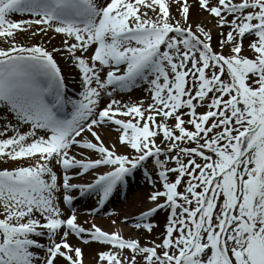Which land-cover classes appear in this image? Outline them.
<instances>
[{
    "label": "snow or ice",
    "instance_id": "obj_1",
    "mask_svg": "<svg viewBox=\"0 0 264 264\" xmlns=\"http://www.w3.org/2000/svg\"><path fill=\"white\" fill-rule=\"evenodd\" d=\"M197 3L219 50L190 0H0V163L15 164L0 264H84L70 236L102 246L96 264H264V0ZM50 33L51 51L19 39ZM56 53L79 72L73 95ZM141 84L149 103L116 98ZM139 170L153 191L133 228L152 234L168 210L159 243L79 222L74 193L96 194L95 215Z\"/></svg>",
    "mask_w": 264,
    "mask_h": 264
},
{
    "label": "bare ground",
    "instance_id": "obj_2",
    "mask_svg": "<svg viewBox=\"0 0 264 264\" xmlns=\"http://www.w3.org/2000/svg\"><path fill=\"white\" fill-rule=\"evenodd\" d=\"M190 2L193 4V8L191 10L192 20L193 18H195V20H193V23L197 22L198 20H204L202 18L204 17V13H207V12H203L202 10L198 8L197 0H190ZM172 11L175 14L174 7ZM13 18L19 19L20 17L16 15ZM61 38H62L61 36L52 34V33H50L49 36H46V37L38 36L35 39H30V38H27L26 36L19 37L20 41L23 43H26V44L40 43V44L45 45L46 47L48 46L51 49H53L54 47L61 46V42H62ZM56 57L58 58L62 67L64 68L66 80L69 85V89H71L69 92L70 93L73 92L72 94L78 92L80 90L79 82H78L79 72L71 69V66L66 63L65 56H62L59 53H56ZM121 96H123L124 100L128 101L127 103L131 102L130 98L135 100L134 103H136L137 101H144L145 104L150 102V95L148 94V86L144 84L138 88H134L130 93H127V96L123 94L118 95L117 99H120ZM123 103H126V102H123ZM124 119H128V118H124ZM159 119L160 118L157 117V120ZM101 134L106 144L110 145L113 142L117 141L118 133L115 131V126H113L112 128L104 127V129L101 131ZM117 149L120 152L124 151V149L120 147L118 143H117ZM4 167L12 168V167H15V164L14 163H0V170H3ZM128 181H129V184L127 185V189L128 191H131V192L133 191L131 200L127 202L126 204L120 206L117 210L118 212L114 214L113 218L102 219L99 221H95V223L98 226H100L103 230L114 231L111 227V223L113 220H116L117 223L120 224V229L122 230L125 237H129V236L133 237L134 234L132 233L134 232L130 233L127 230L129 228H132V230H134L133 224L136 222V219L139 216L138 214L141 213V211H143L144 208L150 205V201L148 202V196L150 192H147V191L151 189L145 186L146 181L144 180V178H141L138 174L133 175L132 177H129ZM158 187H161V186L158 185ZM161 190H162V187H161ZM94 201L95 200H88V199L87 200L81 199V200L75 201L76 208H79V210L77 211L81 214L79 222L83 223L84 221L89 220V216H92V217L97 216V215H90V213L92 212V208H93L92 204L94 203ZM138 203L140 204L138 205ZM83 219H86V220H83ZM162 223L163 222H161V224ZM161 224L158 227L160 229H161ZM85 226L87 227L88 225L85 224ZM158 231H156L154 235H157L159 233ZM70 241L72 242V244H77L79 246V244L73 238H70ZM82 249H83V254H84V264H96V253L100 250H103L102 246L97 245L95 243L91 245L82 246Z\"/></svg>",
    "mask_w": 264,
    "mask_h": 264
},
{
    "label": "rangeland",
    "instance_id": "obj_3",
    "mask_svg": "<svg viewBox=\"0 0 264 264\" xmlns=\"http://www.w3.org/2000/svg\"><path fill=\"white\" fill-rule=\"evenodd\" d=\"M197 14V13H196ZM196 14H195V16H196ZM202 19H204L205 20V23H206V25H207V27H209V28H212V31H213V37H214V39H213V46L214 47H217V50H219L218 49V39H219V34L217 33V31H216V29L213 27V23H212V20H210V16L208 15V13H204V17L202 18ZM230 19H231V17H230ZM193 20H195V18H193ZM192 20V21H193ZM225 31H227V29H225ZM250 39H251V37H249V36H247L246 35V37L244 38V40H243V47H244V51L242 52V54L244 55V56H248V57H251L252 56V52H251V50L249 49V42H250ZM31 44V43H30ZM225 54H228V52H227V50H225ZM223 79V78H222ZM198 110V112H204V111H206V109L205 108H198L197 109ZM190 147H195V145L194 144H190L189 145ZM198 162H202V161H199L198 160ZM174 179V178H173ZM146 185V187H148V186H150L151 188H152V185H151V183L149 182V181H146V183H145ZM145 187V188H146ZM183 185L181 186V188H180V191H183ZM133 195V193L131 192L130 194H129V196H128V199H127V201L128 200H130V198H131V196ZM126 201V202H127ZM125 202V203H126ZM149 202V201H148ZM140 203H138V205H139ZM168 215H169V211L168 210H165V211H162V212H160L159 214H158V216L156 217V218H154V222L155 223H157V224H161V222H163L162 223V225L161 226H163V228L165 229V226H166V218L168 217ZM117 224V223H116ZM117 226H118V224H117ZM163 230V229H162ZM161 230V231H162ZM139 231H142V230H139ZM135 233H137L139 236V238H140V240H143V243L146 245V246H149L150 244H151V239H150V234H147L145 231H143V233L141 232V233H138V232H135ZM162 233H163V231H162ZM161 233V234H162ZM161 234H160V237H158L155 241L157 242V243H159L160 242V238H161Z\"/></svg>",
    "mask_w": 264,
    "mask_h": 264
}]
</instances>
